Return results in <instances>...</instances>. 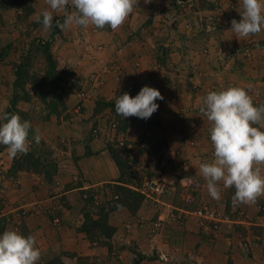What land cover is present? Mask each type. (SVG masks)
<instances>
[{
  "label": "crops",
  "instance_id": "0c3cea01",
  "mask_svg": "<svg viewBox=\"0 0 264 264\" xmlns=\"http://www.w3.org/2000/svg\"><path fill=\"white\" fill-rule=\"evenodd\" d=\"M228 1L219 0L226 6ZM48 7L46 0H0V103L29 28L35 39L51 43L58 69L73 73L74 83L63 93L66 108L59 124L64 130L55 139L44 137L57 162L53 179L35 171L27 200L22 186L14 190L12 211L28 210L21 230L36 237L38 264L60 254L64 264H228L229 259L233 264H262L264 244L254 248L246 241L264 238V213L258 212L264 196L255 204L235 205V188H224L222 182L220 199L209 195L199 165L213 159L214 147L211 124L199 109L208 92L229 86L245 88L257 106L264 104V30L248 38L235 36L231 21L242 19L241 4L224 27L211 29L193 28L186 19L169 25L180 10L177 0H138L115 31L91 25L61 30L57 22H63L64 13H54L52 28L45 30L37 16ZM74 11L69 5L67 13ZM145 85L163 95L156 101L158 110L146 120L118 115L115 99L125 92L135 97ZM111 121L119 123L120 134L110 129ZM99 126L103 133L96 135ZM7 156L0 151L2 164L10 161ZM158 171L172 188L161 200L140 190ZM191 178L201 183L197 202L217 210V228L194 216L173 217ZM121 187L142 193V201L123 202ZM89 191L94 198L88 200ZM101 211L115 231L93 237L84 229L87 214L96 218ZM14 218L15 212L2 217L5 230ZM158 219L164 225L153 234ZM175 251L179 256L174 260L158 258L160 252Z\"/></svg>",
  "mask_w": 264,
  "mask_h": 264
},
{
  "label": "clouds",
  "instance_id": "9594fccd",
  "mask_svg": "<svg viewBox=\"0 0 264 264\" xmlns=\"http://www.w3.org/2000/svg\"><path fill=\"white\" fill-rule=\"evenodd\" d=\"M138 0H46L48 9L43 10L37 21L45 30L53 26V14L64 13L63 22H57L61 30L73 25L84 28L109 26L113 31L120 28ZM146 4L152 0H144ZM71 5L75 11L67 13ZM50 9V10H49ZM242 19L231 21V31L238 39L248 38L264 30V0H242ZM157 99L161 92L145 85L132 97L125 92L115 99V111L123 118L136 116L148 119L158 110ZM211 127L210 139L214 147L213 159L199 165V173L207 183L209 195L220 199V182L224 188H235L233 204H255L264 196V104L257 106L249 91L240 86H229L210 91L199 109ZM0 124V144L7 146L9 155L16 157L30 151L29 135L32 124L17 114L3 117ZM37 144L42 137L39 128L33 131ZM41 250L34 235H23L16 230H5L0 235V264H38Z\"/></svg>",
  "mask_w": 264,
  "mask_h": 264
},
{
  "label": "rangeland",
  "instance_id": "374dc122",
  "mask_svg": "<svg viewBox=\"0 0 264 264\" xmlns=\"http://www.w3.org/2000/svg\"><path fill=\"white\" fill-rule=\"evenodd\" d=\"M28 4L29 2L25 1V11H29ZM240 4L242 5V0H229L227 6L224 3L221 4L219 0H177V5L180 6V10H178L177 14L170 17L168 24L173 27L181 20L186 19L188 24L193 26V28H212V18L220 17L221 23L215 26L218 29L226 25L229 15L231 12L234 15L235 11L240 7ZM179 14L183 16L182 19L179 18ZM27 31L25 44L16 52L17 61L13 66V77L10 79V82H7L9 89L2 99V104L0 103V106L5 104L2 116L3 123L6 122L3 119L5 115L17 114L22 120H29L32 124V130H30L29 135L30 151L26 155L19 154L16 157H12L9 155L7 146L0 144V151H6L8 154L7 157H10V161L8 160L6 164L0 162V230L2 232L6 228L2 217L6 215L10 216L12 212H15L17 218L13 219L10 230H16L20 233H22L21 228H23L26 218L29 217L28 210L26 209L18 210L17 212L12 211V204L15 201L16 195L14 190L22 186L23 191H25L23 198L27 200L30 198L27 189L35 185V177L32 176V174L35 175V171L43 174L44 178L49 181L53 179V174L57 171V162L53 157V150L50 143L44 137L49 138L48 140L55 139L64 130L61 124H59V122L62 123L61 120L64 117L66 108L65 104L63 107V102L65 103L63 93L74 83L73 73L69 70H59L58 66H56L57 73L52 74L43 47L40 43L39 45L35 43V32H33V28H29V31ZM49 63L51 64L50 59ZM17 64H21L22 66L25 89L23 91L18 90V97L14 98L15 70ZM56 78L58 79L56 80ZM14 99H16V106L13 105ZM9 110H11V113H7ZM35 128L40 129L42 139L39 144L33 139V131ZM16 159L19 160L20 164H16L18 161L15 162ZM5 189L9 192H5ZM86 197H88V200L93 199L94 194L89 191ZM132 200L137 201L136 197ZM93 211L96 212V210ZM258 212L264 213V206H258ZM104 213V211H101L96 218L94 214H87L89 218L86 224H89L90 227L88 231L89 235L96 237L101 234L106 235L105 233H110V230L102 232V227L94 226L93 224L95 220L99 221L102 219ZM193 219H190V221L193 222ZM9 220L8 223L10 222ZM31 221L32 224L35 222L34 219ZM29 224L31 225V222ZM246 242H249L254 248H257L264 244V238H255L254 240ZM230 261L233 263L232 259H229ZM45 264L64 263L61 260L60 254L45 261Z\"/></svg>",
  "mask_w": 264,
  "mask_h": 264
},
{
  "label": "built area",
  "instance_id": "2783aa9c",
  "mask_svg": "<svg viewBox=\"0 0 264 264\" xmlns=\"http://www.w3.org/2000/svg\"><path fill=\"white\" fill-rule=\"evenodd\" d=\"M220 17L212 18V28L215 29V26L219 25ZM81 106L77 105V110H80ZM110 129L114 131L115 135L120 134L121 130L119 128V123L117 121L110 122ZM94 133L96 135H100L103 133V128L101 126L96 127L94 129ZM122 142V140H121ZM177 155L180 151L175 152ZM201 183L198 178H191L189 182V186L186 187L185 192H183V205L179 207L174 206V214L173 217L175 220H180L184 218H190L194 216L198 218L201 224L210 223L214 228L219 226L220 216L217 210L213 209L208 204L198 203L196 192L200 187ZM172 188L170 187V183L164 178L162 171H158L155 174L147 177L144 185L140 189L141 192L151 198H157V200H161L163 194H166ZM115 198H119V195H116ZM176 212V213H175ZM164 225L163 219H158L153 223V227L151 232L153 234L157 233V231L162 228ZM179 255L175 251L174 254L163 253L160 252L158 254V258L163 261L174 260Z\"/></svg>",
  "mask_w": 264,
  "mask_h": 264
},
{
  "label": "trees",
  "instance_id": "16d2710c",
  "mask_svg": "<svg viewBox=\"0 0 264 264\" xmlns=\"http://www.w3.org/2000/svg\"><path fill=\"white\" fill-rule=\"evenodd\" d=\"M35 43H38L37 45H39V43H40L41 46L43 47V51H44V53L46 55V59H47V62H48L49 68L51 69L52 74L57 73L55 68L58 65H57V61L55 60V57L53 55V52L51 50V43L49 41H43L42 39H39V38L35 39ZM49 59L51 60V64L49 63ZM51 65H52V67H50ZM48 73H49V71H48ZM15 74H16V78H15V82H14V91H15L14 92V94H15L14 98H17L18 94H19L18 90H22L23 91L25 89L24 74L22 72L21 64H19V65L17 64L16 65ZM57 79L58 78H56V80ZM56 80L54 79V81H56ZM13 102H14L13 105L16 106L17 105L16 99H14ZM64 104L65 103L63 102V107H64ZM7 113H11V110H9ZM120 130H121V127H120ZM17 160L18 159H16L15 162ZM16 164H20L19 160L16 162ZM16 168L19 169L18 167H16ZM120 189H121V197L123 198V202H127L129 204L137 205L143 199V194L138 192V191H135V190H133L131 188H127V187H121ZM134 197H136L137 201L132 200ZM88 218L89 217H87V219ZM102 219H100V220H102V222H100V220L99 221L95 220L94 223H93L94 226L102 227V232H105V230H110V233H105V234L109 235V236L112 235L114 233L115 229L108 224V222H107V214L106 213L103 214ZM86 223L84 225V229L88 232L90 227H89V224L87 225ZM229 264H233V263L230 261Z\"/></svg>",
  "mask_w": 264,
  "mask_h": 264
}]
</instances>
